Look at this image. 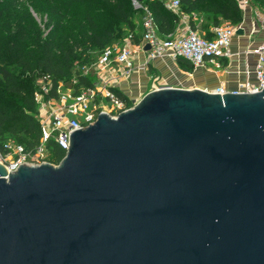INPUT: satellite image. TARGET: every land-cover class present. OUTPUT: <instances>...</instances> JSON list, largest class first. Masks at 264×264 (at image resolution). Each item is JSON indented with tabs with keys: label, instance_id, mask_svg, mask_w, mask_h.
Here are the masks:
<instances>
[{
	"label": "water",
	"instance_id": "1",
	"mask_svg": "<svg viewBox=\"0 0 264 264\" xmlns=\"http://www.w3.org/2000/svg\"><path fill=\"white\" fill-rule=\"evenodd\" d=\"M0 264H264V87H158L0 163Z\"/></svg>",
	"mask_w": 264,
	"mask_h": 264
},
{
	"label": "trees",
	"instance_id": "2",
	"mask_svg": "<svg viewBox=\"0 0 264 264\" xmlns=\"http://www.w3.org/2000/svg\"><path fill=\"white\" fill-rule=\"evenodd\" d=\"M148 9L159 36L171 34L178 16L164 8L160 0H139ZM251 6L264 8V0H249ZM181 11L189 15L193 29L205 30L222 22L237 25L242 20L238 0H179ZM31 6L46 12V32L38 29L25 15ZM17 13V22L11 18ZM203 22L198 24L194 15ZM136 18L131 0H0V147L12 140L33 150L41 137L35 101L39 79L49 85L44 99L58 98L61 81L74 80V93L92 88L96 73L84 72L90 66L89 51L103 49L120 39L123 28L131 33L133 42L141 36L136 32ZM177 62L191 66L183 57ZM80 64V68L76 65ZM149 66V65H148ZM126 106L133 104L116 88H111ZM49 162L58 164L64 155L53 139L46 143Z\"/></svg>",
	"mask_w": 264,
	"mask_h": 264
},
{
	"label": "built area",
	"instance_id": "3",
	"mask_svg": "<svg viewBox=\"0 0 264 264\" xmlns=\"http://www.w3.org/2000/svg\"><path fill=\"white\" fill-rule=\"evenodd\" d=\"M160 1L165 9L178 16L175 30L166 37L159 36L148 9L143 7L138 0H131L134 7H141L145 10L141 23L140 41L134 43L132 34L128 33L120 43L105 46L91 66L96 77L113 61L120 65L121 75L131 74L135 70L133 54L136 49L145 55V60L136 67L141 71H145L149 63L159 57L172 60L183 57L190 62L193 68L205 65L206 61L220 67L219 59L232 57L230 42L236 30L243 29V19L237 25L229 22L214 25L210 30L211 37H206L191 27L189 15L181 11L179 0ZM238 3L242 13L250 6L249 0H238ZM251 23L248 30V38L251 40L244 50L246 60L243 67L238 68L239 72L243 73L244 79L237 82L231 89L218 85L207 91L222 95L225 92L253 93L263 89L264 16L260 18V22ZM257 35L260 37L256 38ZM145 44L149 45V49H144ZM83 71H89V66L84 67ZM162 86L167 85L155 86L154 89ZM48 89V84H43L35 93V101L38 105L37 116L41 129V137L35 148L26 150L23 145L12 140L4 142L0 147V163L4 165L8 173L14 172L20 164L37 166L41 163H51L44 156L49 139H53L64 150L65 155L72 131L93 123L100 112L116 117L119 112L131 107H127L125 101L119 98L104 81H97L92 88H82L73 95L62 96L58 90V98L44 99V93Z\"/></svg>",
	"mask_w": 264,
	"mask_h": 264
},
{
	"label": "crops",
	"instance_id": "4",
	"mask_svg": "<svg viewBox=\"0 0 264 264\" xmlns=\"http://www.w3.org/2000/svg\"><path fill=\"white\" fill-rule=\"evenodd\" d=\"M260 16V17H259ZM262 18L257 8L249 6L242 13L243 29L241 33H235L230 42V49L233 53L231 58H221L220 67H216L209 61L203 66L184 68L177 62L167 57H159L149 63L145 71L137 70L136 67L145 60V55L136 49L133 54L135 70L127 75H121V67L112 62L97 74V81H104L111 88H116L132 103H136L146 92L154 89L155 86L167 85L182 88H201L205 90L214 89L223 85L227 89L234 88L236 83L244 79L242 68L245 63L244 50L251 38H248V30L251 22H260ZM194 20L201 23L203 18L195 15ZM209 27V30H211ZM197 31L205 35V30L200 27ZM211 32V31H210ZM260 37L257 35L256 38Z\"/></svg>",
	"mask_w": 264,
	"mask_h": 264
},
{
	"label": "rangeland",
	"instance_id": "5",
	"mask_svg": "<svg viewBox=\"0 0 264 264\" xmlns=\"http://www.w3.org/2000/svg\"><path fill=\"white\" fill-rule=\"evenodd\" d=\"M139 3H141V5L144 7V5L142 4L141 1H139ZM132 6H133V10H134V17L136 18V23H137L136 32H137V35L141 36V34H142V24L141 23H142L144 15H145V10H144V8H141V7H134L133 4H132ZM257 10L260 11L261 16L263 17L264 16V8H257ZM25 15L29 19H32L35 22V24L37 25L38 29H40L41 31H45L46 32V30H47L46 27H45V23L47 21L46 12H44L42 10L35 9V8L29 6L28 9L25 11ZM195 15H199V14H195ZM17 18H18V15L15 12L14 15L12 16V18H11V23L13 25L17 22ZM202 22H203V20L201 21V23ZM198 33L200 34V32H198ZM125 36H126V28H123L120 39L115 40L111 44L120 43L124 39ZM100 51H101V49H95V50L89 51V55H90L89 57L91 59L90 60L91 63L96 60V58L100 54ZM91 66H92V64L89 66V71L95 72L94 69ZM76 67L80 68L81 66H80V64H77ZM45 82L48 83L49 80L44 81L42 79H39L38 82H37V90L40 89L41 85L46 84ZM74 83H75V81L73 79L72 80L61 81V83L59 85V88H58L59 94L62 95V96L67 95V94L73 95L74 89H75L74 88ZM96 83H97V80H96L95 84ZM48 87H49V85H48ZM44 156L45 157L49 156V152L47 150L45 151ZM51 163L55 164L54 162H51Z\"/></svg>",
	"mask_w": 264,
	"mask_h": 264
}]
</instances>
